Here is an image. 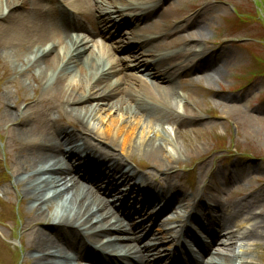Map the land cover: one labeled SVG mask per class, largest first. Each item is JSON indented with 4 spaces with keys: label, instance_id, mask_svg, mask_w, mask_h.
I'll use <instances>...</instances> for the list:
<instances>
[{
    "label": "bare ground",
    "instance_id": "1",
    "mask_svg": "<svg viewBox=\"0 0 264 264\" xmlns=\"http://www.w3.org/2000/svg\"><path fill=\"white\" fill-rule=\"evenodd\" d=\"M162 1L138 0L133 6L111 0V4L125 7L119 18L125 25L128 20L133 27L127 38L133 45L127 54L134 64L128 66L120 62L125 51L116 57L112 47L96 49L90 44L92 39L72 34L85 28L77 19H68L58 12L59 0H0V51L10 53L14 48L31 46L26 51L33 59L26 64L34 69L41 85L38 98H23L27 104L21 111H9L7 104L1 113L19 155L14 163L9 158L12 185L18 189L16 194L21 202L30 205L26 212L30 220L26 219L22 236L32 264H255L244 257L238 259L231 251L236 239L231 228L245 207L251 212L250 202L235 204L226 214L216 212L208 196L201 192L199 196L196 190L188 196L173 181L174 159L166 152L169 142L162 125L176 122L178 136L180 128L194 117L187 103L183 113L175 111L176 100L182 97L176 92L177 81L183 75H216L220 70L214 63L220 56L204 48L194 50L189 42L196 41L195 33L188 40L176 37L198 23L197 18L191 21L190 16L179 13L162 31L153 32L150 18L158 9L152 11L151 7L161 5ZM145 4L151 6L145 8ZM75 6L76 15L93 16L94 5L88 0H77ZM174 14L168 4L158 17L169 21ZM58 16L69 23L64 26ZM97 24L101 36L118 34L114 40L123 39L119 25L109 16L98 12ZM197 35L201 36L199 32ZM168 36L173 39L167 47L177 50L160 56L153 43ZM49 39L52 43L45 50L43 43ZM122 46L115 53L122 51ZM175 61L177 65L166 71L164 66ZM130 69L133 71L125 72ZM109 99L107 106L116 117L97 141L91 136L89 124ZM43 104L63 113V119L72 126L55 124L59 119L52 122V128L44 124L47 122L35 106ZM78 104L81 106H75ZM130 119L135 125L128 124ZM139 125L141 131L137 130ZM115 127L117 133L113 134ZM143 129L148 130L147 134ZM119 135L122 140L118 143ZM135 155L145 162L143 172L128 166V159ZM152 173L161 174L163 187L158 189L153 184ZM149 205L160 206L157 213L168 209L176 217L163 224L150 217L154 228H148L146 220L137 222L136 218L142 220ZM223 205L215 207L225 211L227 207ZM181 220L178 228L188 227L187 243L195 246L198 254L182 252L181 261H177L160 242L187 247L180 238L183 233L166 230V224ZM262 230L264 219H257L254 229L241 237L259 241L264 237ZM224 233L223 242L218 237ZM213 243L228 248L219 249ZM201 250L204 253L199 256Z\"/></svg>",
    "mask_w": 264,
    "mask_h": 264
},
{
    "label": "rangeland",
    "instance_id": "2",
    "mask_svg": "<svg viewBox=\"0 0 264 264\" xmlns=\"http://www.w3.org/2000/svg\"><path fill=\"white\" fill-rule=\"evenodd\" d=\"M72 1L75 0H68L66 7L72 8ZM127 2L135 0H126ZM167 2L172 3V10L180 11L183 15L200 14L198 23L183 29L176 37L188 40L187 37L195 33L196 41L189 42L195 47L194 50L204 48L220 56L214 63L220 70L216 75H183L177 81L179 83L176 84V92L182 99L177 98L175 111L183 113V106L187 103L194 117L180 128L181 134L178 136L176 122L162 125L167 133L164 137L169 142L166 144V152L174 159L173 181L186 194L195 185L207 190L206 198L208 196L215 205H222L219 208H223L225 204L227 208L224 213H228L235 204L250 202L251 212L245 207L240 219L236 220L230 231L236 236L231 251L238 259L244 257L252 263L264 264V237L259 241L241 237L245 231L254 229L257 219H264V76L260 72H264V0ZM230 13L237 14L235 33L229 31L227 35L220 29L227 28V22L233 19ZM176 14L177 12L169 21H162L155 16L150 23L153 32H160L168 23L171 24L177 18ZM78 15L77 19H83L82 15ZM196 24H199L198 31V28L195 29ZM176 25H179V22L176 21ZM130 29L133 27L122 29L123 39L120 41H108L98 33L91 34L84 30L71 33L92 39L90 44L96 49L104 45L112 47L111 52L119 57L117 52L115 53L117 47L122 46V43L127 48L133 45L127 43ZM237 37L240 38L238 42L230 40ZM134 39L136 36L133 41ZM172 39L167 37L153 43L154 49L159 48L157 51H162L163 55L174 53L176 47H167ZM50 40L43 43L45 50L51 45ZM21 47L25 48H14L10 53L0 51V264H32L29 258L31 253L22 236L25 221L29 219L26 212L30 205L21 202V198L16 194L18 189L12 185L14 176L9 163V158L14 163L15 157L19 156L16 155L17 143L12 139L7 124L1 120L5 105L8 104L7 110L18 112L27 104V100L24 101L23 98H38L41 94V85L37 81L36 73L26 64L33 59L32 56H27L26 51L31 46ZM120 58L121 63L128 66L134 64L128 55H120ZM132 71L130 69L125 72ZM110 100H106V105H102L101 111L96 113V120L89 124L94 140L99 141L98 135L102 134L116 117L115 111L107 106ZM35 106L40 115L44 116V122H47L44 124L51 126L52 122L59 119L55 124L65 123L69 127L72 126L68 120L63 119V113L51 110L50 105ZM83 115L84 112H81L80 116ZM128 124L135 125V122L130 119ZM117 128L115 127L113 134L117 133ZM137 130H142L140 125ZM143 131L144 134L148 132L147 129ZM119 137L118 143L122 140L120 135ZM129 159L128 166L143 170L145 162L139 156L135 155ZM160 175L152 173L150 180L158 186L162 185ZM186 181L191 184L188 185ZM15 194L16 197L13 196ZM53 209H50V212ZM225 235H221L220 240L223 242ZM143 242L145 243V240ZM216 247L221 249L224 245ZM226 253L230 254V251ZM237 258L235 260L239 262Z\"/></svg>",
    "mask_w": 264,
    "mask_h": 264
}]
</instances>
